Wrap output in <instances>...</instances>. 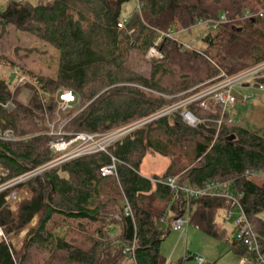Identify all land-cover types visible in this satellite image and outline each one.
Listing matches in <instances>:
<instances>
[{
	"label": "trees",
	"instance_id": "1",
	"mask_svg": "<svg viewBox=\"0 0 264 264\" xmlns=\"http://www.w3.org/2000/svg\"><path fill=\"white\" fill-rule=\"evenodd\" d=\"M129 1L7 0L0 6V29L25 33L59 54L54 77L23 70L26 82L12 90L0 79V131L15 137L0 139V170L6 173L1 183L55 158L50 144L56 137L49 124L62 89L77 98L61 116L71 138L128 126L204 89L222 72L233 77L264 64V16H259L264 0H140L141 10L136 8L119 29L122 7ZM195 28L202 29V48L187 44V49L177 36ZM172 33L176 40L165 38L158 46L162 58L147 62L145 55L158 36ZM141 62L149 66L147 74ZM0 63L9 62L0 56ZM260 76L249 86L263 87L264 73ZM23 92L30 97L24 99ZM188 109L203 124L189 127L179 114L161 117L107 153L74 159L1 192L0 264H167L161 243L172 231L171 220L188 211L189 226L225 242L247 264H260L244 241H230L227 230L218 226L220 214L233 208L230 201L188 197L167 182L177 178L181 188L228 184L264 256V130L231 123L230 114L218 127L220 109L215 114L195 104ZM217 129L215 135L210 132ZM149 155L164 157L169 165L146 178L140 170ZM112 158L116 174L103 177L101 170L113 164ZM12 193L25 195L16 210L7 201ZM117 225L122 229L114 236ZM22 233V246L16 247L13 240ZM134 242L132 261L124 248ZM191 259L187 254L176 264Z\"/></svg>",
	"mask_w": 264,
	"mask_h": 264
},
{
	"label": "built area",
	"instance_id": "2",
	"mask_svg": "<svg viewBox=\"0 0 264 264\" xmlns=\"http://www.w3.org/2000/svg\"><path fill=\"white\" fill-rule=\"evenodd\" d=\"M3 1V0H0ZM23 1V0H17ZM138 1V10H141L140 0ZM259 16H264V11L259 12ZM222 20L225 21V17H222ZM126 20H123L118 24V28H124ZM203 22H199L198 25H202ZM217 24H214L213 27L216 28ZM180 32H183L181 29ZM175 39V35L172 34H160L156 41L154 42L153 47L148 51V58H162V55L158 51L159 44L165 39ZM176 40V39H175ZM180 44H182L185 48L191 49V47L183 42L177 40ZM264 73V64L242 72L236 76L228 77L225 73H221L217 81L204 89L191 93L186 96L183 100L173 105L166 106L158 111L156 114L130 124L128 126H124L115 130H111L102 134H77L72 136L71 138H67L64 133V128L66 125V121L62 120V114L72 110L76 104V96L72 91L67 89H62L58 92L56 96V122L52 126L50 125V135L56 137V139L51 142L50 148L52 153L55 155V158L50 162L36 168L30 170L8 182L1 183L2 177L4 175H0V193L13 188L17 185L23 184L33 178L41 176L48 170L55 169L67 162H70L74 159L94 155L98 153H107L108 149L114 145L119 140L123 139L125 136L130 134L136 129L141 127H145L152 123L155 120H158L161 117L179 114L183 123L188 125L189 127L195 128L200 124H203L189 109L188 107L195 104L198 105L199 108L209 111L212 114H215L219 109L221 110L222 117L217 121L218 127H220L224 121L223 117L228 113L229 107L233 106L236 103V98L232 95V91L236 86H245V85H253L254 81L257 77H261L260 74ZM261 90L264 91V86L260 87ZM248 98H245V100ZM229 122H234V119H229ZM57 124V125H56ZM218 133V129L216 130ZM11 131H0V139L6 141H13L14 138H11ZM113 164L104 167L101 170V175L103 177L113 176L116 174V166L115 160L112 158ZM247 175L258 177L259 175L253 172H248ZM167 185L172 190H181L188 197H204V196H212L218 198H224L230 201L233 204V208L229 209L225 212V219H232L233 216H236L234 220L235 227V239L244 241L248 249L254 252L259 260L260 264H264V256L261 254L260 245L257 240L256 233L247 219L243 208L236 198V196L228 190V184L211 182L208 183L203 188H191V187H179L177 178L169 179ZM18 198L16 193H12L7 201L12 203V201H16ZM126 216L131 214V210L129 206H126L124 209ZM189 211L183 215H180L170 222V227L173 232L180 233L181 235L186 232V228L189 225ZM3 232L0 228V237H3ZM135 242L131 246H126L124 248V254L128 256L130 260H134V252H135ZM247 261V260H245ZM197 264H204L205 262L196 257ZM169 264V261L167 262Z\"/></svg>",
	"mask_w": 264,
	"mask_h": 264
},
{
	"label": "rangeland",
	"instance_id": "3",
	"mask_svg": "<svg viewBox=\"0 0 264 264\" xmlns=\"http://www.w3.org/2000/svg\"><path fill=\"white\" fill-rule=\"evenodd\" d=\"M6 1H0V6H3ZM25 1L36 4L38 0ZM137 7L138 1L130 0L122 7L120 18L122 20L128 19ZM201 31V28H195L191 33H180L177 38L186 42L185 44L201 49ZM33 49L38 50L40 53H31ZM147 55L148 53L145 55L147 62L158 59L148 58ZM0 56L9 62L7 64L0 63V79L6 80L11 90L16 85L26 82L27 78L23 75V72H25L23 70L38 76L54 77L59 60V54L53 49L43 47L31 36L15 31L13 28L5 31L0 29ZM12 64L15 67H12ZM141 65V72L147 74L149 66L143 62H141ZM232 95L236 98V103L228 109L231 118L235 122L242 123L245 127L264 130V91L253 86L249 88L236 86L232 91ZM22 97L28 99L30 96L28 93L23 92ZM245 98L248 99L245 100ZM56 118L57 116L55 115V120L51 123L49 122V127L55 124ZM63 121L66 120L64 119ZM10 135L12 136L11 138H15L12 132ZM168 165V159L159 155H150L144 159L140 173L146 177L160 175L166 170ZM0 175L6 177L3 169L0 170ZM24 197L25 195L22 196L20 194L16 201L10 203L12 210H16L17 205L23 201ZM235 218L236 216H233L232 219L226 220L225 212H222L218 220L219 228L227 230V237L230 241L235 238ZM261 218L264 220V212L261 214ZM24 235L25 233H22L13 240V244L16 247L22 246ZM160 251L163 258L169 261L170 264H176L183 260L187 254L193 255L194 259L186 260L183 264H197L196 257L201 258L205 263L219 261L221 264H247L243 258L230 252L225 242L214 239L189 225L186 228V232L182 235L171 231L161 243Z\"/></svg>",
	"mask_w": 264,
	"mask_h": 264
},
{
	"label": "crops",
	"instance_id": "4",
	"mask_svg": "<svg viewBox=\"0 0 264 264\" xmlns=\"http://www.w3.org/2000/svg\"><path fill=\"white\" fill-rule=\"evenodd\" d=\"M150 156V155H149ZM155 156V155H154ZM143 176V175H142ZM143 177H146V176H143ZM146 178H150V177H146ZM122 228H121V226L120 225H117V226H114V228H113V235L114 236H118L119 235V233H120V230H121ZM168 262V261H167ZM169 264H170V262H169Z\"/></svg>",
	"mask_w": 264,
	"mask_h": 264
},
{
	"label": "water",
	"instance_id": "5",
	"mask_svg": "<svg viewBox=\"0 0 264 264\" xmlns=\"http://www.w3.org/2000/svg\"><path fill=\"white\" fill-rule=\"evenodd\" d=\"M244 87L249 88L250 86H249V85H246V86H244ZM210 132H211L213 135L216 134V130H211Z\"/></svg>",
	"mask_w": 264,
	"mask_h": 264
}]
</instances>
